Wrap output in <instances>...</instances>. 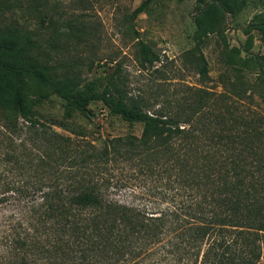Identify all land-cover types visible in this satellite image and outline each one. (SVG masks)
Masks as SVG:
<instances>
[{
    "label": "trees",
    "instance_id": "obj_1",
    "mask_svg": "<svg viewBox=\"0 0 264 264\" xmlns=\"http://www.w3.org/2000/svg\"><path fill=\"white\" fill-rule=\"evenodd\" d=\"M228 9L225 0L196 3L193 51L201 76L208 69L200 45L221 23L210 13ZM261 16L243 32L264 27ZM72 28L70 21L55 26L45 46L0 19V264H122L157 242L192 248L204 241L213 242L211 264L258 262L264 116H233L231 104L216 109L211 100L224 101V94L203 87H187L189 97L149 112L110 80L100 89L60 80L48 48ZM140 56L149 64L158 59L145 44ZM52 96L64 101V116H86L89 103L99 101L121 120L141 123V133L110 137L101 146L59 133L38 116ZM125 188L129 198L146 194L168 204L152 210L118 199L115 191Z\"/></svg>",
    "mask_w": 264,
    "mask_h": 264
},
{
    "label": "rangeland",
    "instance_id": "obj_2",
    "mask_svg": "<svg viewBox=\"0 0 264 264\" xmlns=\"http://www.w3.org/2000/svg\"><path fill=\"white\" fill-rule=\"evenodd\" d=\"M1 1L3 23L19 24L45 46L55 26L72 22V30L60 40L53 34L56 41L48 48L46 59L60 80H72L79 86L92 82L99 89L110 80L117 83L125 98H138L149 112L163 103L189 97L187 87H203L224 94V101L220 97L211 100L216 109L231 104L233 116H264V27L251 29L248 34L242 30L254 15L261 13L264 19V0H225L228 12L210 13L211 18L219 16L221 23L216 31L204 36L200 45L207 63L206 76L198 73V52L193 51L192 15L198 0H149L135 15L134 10L145 0ZM141 44L158 56L157 61L143 62ZM234 47L240 50L239 55ZM247 57L249 61L242 66V59ZM63 102L52 96L38 111V116L52 123L59 133L97 146L110 137L141 133V123L121 120L99 101L89 103L86 116L78 112L64 116ZM121 190L115 191L116 197L134 205L160 210L168 204L146 194L129 198L128 189ZM212 243L204 241L190 248L179 242H157L139 257L125 256L122 264H211L206 257ZM261 253L255 264H264V243Z\"/></svg>",
    "mask_w": 264,
    "mask_h": 264
}]
</instances>
